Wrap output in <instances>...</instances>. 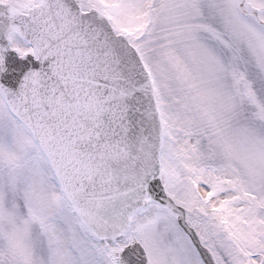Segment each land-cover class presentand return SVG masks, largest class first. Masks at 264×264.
I'll use <instances>...</instances> for the list:
<instances>
[{"label":"snow or ice","instance_id":"1","mask_svg":"<svg viewBox=\"0 0 264 264\" xmlns=\"http://www.w3.org/2000/svg\"><path fill=\"white\" fill-rule=\"evenodd\" d=\"M0 264H264V0H0Z\"/></svg>","mask_w":264,"mask_h":264}]
</instances>
